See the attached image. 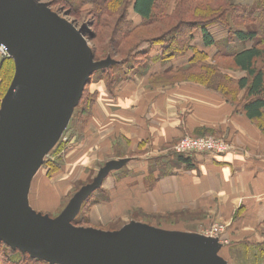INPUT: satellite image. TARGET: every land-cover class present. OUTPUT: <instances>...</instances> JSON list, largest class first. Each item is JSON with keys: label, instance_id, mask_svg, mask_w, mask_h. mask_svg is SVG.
<instances>
[{"label": "crops", "instance_id": "obj_1", "mask_svg": "<svg viewBox=\"0 0 264 264\" xmlns=\"http://www.w3.org/2000/svg\"><path fill=\"white\" fill-rule=\"evenodd\" d=\"M224 33L216 31V38ZM194 35V43L203 49L200 30ZM190 54L158 67L162 62L155 57L109 86L104 81L93 84L98 92L91 117L72 141L75 156L66 164L99 173L108 163H122L95 191L105 198L95 200L90 210L103 223L141 221L132 216L134 210L148 216L172 212L183 215L173 231L204 236L207 228L220 224L231 245H260L264 122L247 116L244 89L227 96L195 83L170 84L158 77L173 72L171 66L185 63ZM186 134L222 137L233 148L224 155L183 157L174 148ZM228 244L222 245L220 254L231 247Z\"/></svg>", "mask_w": 264, "mask_h": 264}, {"label": "water", "instance_id": "obj_2", "mask_svg": "<svg viewBox=\"0 0 264 264\" xmlns=\"http://www.w3.org/2000/svg\"><path fill=\"white\" fill-rule=\"evenodd\" d=\"M0 46L15 63L0 106V241L50 264H228L218 239L130 221L104 230L76 224L108 163L60 215L32 209L30 180L57 142L86 86L111 57L96 60L83 28L42 0H0Z\"/></svg>", "mask_w": 264, "mask_h": 264}, {"label": "rangeland", "instance_id": "obj_3", "mask_svg": "<svg viewBox=\"0 0 264 264\" xmlns=\"http://www.w3.org/2000/svg\"><path fill=\"white\" fill-rule=\"evenodd\" d=\"M42 1L49 3L52 11L57 12L63 17L66 16L67 19H69V21H73L77 27L80 28L82 26H86L91 31L95 29L91 26V24L94 23L95 18H93V13H94V9L97 6L95 3H94L95 5L91 3L92 1L72 0L75 3L74 5H72L74 6V8L67 5L66 6L60 5L58 3L59 0H42ZM109 1L111 2V4L116 6L115 17L122 15L127 7L129 12H127L128 16L126 19L129 18L130 19L129 21L133 24V26L138 27V25L140 24L137 31L135 32V35H133L127 41L126 43L127 45L124 46L125 48H123L122 54L107 55L105 58H103V59H107L108 57H111L113 61V64H111L112 66L110 65L111 67L110 66H109L110 68L108 67L109 69H111V71L107 73L110 75L111 79H117V78L119 79L121 76L125 77L127 74L135 73L137 71L136 69L142 68V63L143 65L145 63H148L150 59L152 58L155 59L157 55L161 57L160 62H162L161 64L157 62L158 63L157 67L159 65L163 66L165 63L175 58V57H172L170 59L165 58L168 56V51L166 52L164 51L163 53L162 46L157 45V41L154 39L159 35L158 31H156L155 28L156 25L146 26L147 24L143 23L139 16L133 15L130 4V1L132 0H109ZM262 1L264 0H215L213 1L212 4L217 3L216 5H223L226 3L230 6V9L232 11L235 12L242 11L244 15L246 14L247 10L250 11V9L255 8ZM177 4L179 5V0H169V12L174 10ZM199 17H205L204 19H213L212 21L216 23H220L224 26L232 27V25H234L231 19L226 20L225 17H219L218 14L212 15L211 12L199 14ZM193 19L195 18L193 17ZM190 20L191 22L195 21L192 20V18L185 19L184 21L190 22ZM111 23L113 25L115 23V19L111 20ZM131 23L130 25H132ZM239 23H240L239 27L246 29L249 27L254 28L258 26L257 23L251 24L250 21L248 20L245 21V19H240ZM214 27H217V25ZM217 28H220V30L223 31H225L226 29L223 28L222 26ZM260 37H263L264 39L263 35ZM220 38L221 37H219V39ZM92 44L94 45L95 42H90V45ZM234 46L238 47V45H234ZM195 49L196 47H194L193 49L192 46L189 49H185L183 51L185 53L190 51L195 52ZM220 55L221 54H217L216 52L214 54V50L211 49L206 59H202L201 56H197L199 58H197L196 61H199L200 59H202V61H200V64L199 63L196 64L198 67H200V69L193 71V74L187 75L183 73L179 74V72H177L180 69L187 67L191 63V62L190 63L186 62L178 65H172L171 67L174 68L172 73L165 75L161 74L158 77L164 82L166 81L164 80L166 78L168 82H171L170 84L178 83V82L195 83L224 95L225 93L226 95L239 93V91H236L235 89L238 88L237 82L242 77V75H244V72L236 67L232 57H226ZM165 59L168 60L165 62ZM196 61L195 63H197ZM151 62H155V61L153 60ZM8 66H11V68L7 69ZM258 66H262V64L258 63ZM5 69L0 73V77H1L0 79H3L4 72L6 71V78H7L5 82H2V84H0V106L2 99L5 96L7 90L9 89L12 79L14 77L15 65L13 60L10 63H6ZM116 70H121V71L116 72ZM101 71L102 70L95 72L94 75L92 76L91 82L87 86V91L89 92V94L92 92L93 93L95 92L97 94L98 89L94 88L93 84L97 83L98 81L99 83L101 81H104V83L107 84V81L109 80V78L107 80V77L109 76L105 75L107 77L104 80H101L100 79ZM73 114L70 120L68 121V123L66 124L65 128L61 132L55 145L52 148H50L46 154H44L42 158L43 163L40 165L38 170L31 178L29 190L27 193V200L32 209L42 214L50 215L52 217H56L60 215V213L69 203L70 199L75 195V193L83 185L91 183L94 177H96V175L98 174L96 171L95 172L90 171L88 167L83 168L82 165L75 164L71 167V165L66 164L67 159L70 160L72 156L73 157L75 156V151L74 149H72V141H75V139L82 133L81 129L79 128L81 124L80 125L75 124L77 118L76 115H78V113H76L75 116ZM186 135H191V134H186ZM205 136H213V135H205ZM103 198H105V196L104 194H102L101 191L93 193L83 203L79 214L80 215L79 218L82 217V219L78 220L79 221L78 223L80 224L77 223L76 224L79 226L101 228L104 230L120 229L124 225L128 224L129 221H124V219L123 220L116 219L105 223L101 222V220L95 219V217L91 214V210H90L91 204L95 200H102ZM134 211L135 212L132 216H136L135 217L136 219L141 220L137 222L149 221L150 222L149 224H151L152 226L166 230H171V231L175 229V224H177L183 216V215L180 216L178 213H172V212L166 213L165 215L153 214L148 216V215H143V212L140 213L139 210H134ZM131 220L136 221L135 219H131ZM207 230L208 228L205 230V232ZM227 241L228 243H230V245L232 244L228 238ZM228 243L227 245H229ZM221 255L222 253L220 254V256ZM221 257H223L228 262V264H264V254L262 255L261 253L258 254L256 246L251 244L242 245V246L233 244L229 249L226 250V252Z\"/></svg>", "mask_w": 264, "mask_h": 264}, {"label": "trees", "instance_id": "obj_4", "mask_svg": "<svg viewBox=\"0 0 264 264\" xmlns=\"http://www.w3.org/2000/svg\"><path fill=\"white\" fill-rule=\"evenodd\" d=\"M90 1L97 6L93 13V18H95L94 23L91 24L95 29L91 31L86 26L80 28H83L85 36L89 39V42H95L91 47L96 60H101L107 55L122 54V50L125 48L124 46L127 45V41L135 35L140 24L138 27L133 26L129 21L130 19H126L128 16L127 12H129L127 7L122 15L115 17L116 6L111 4L109 0ZM213 1L215 0H179V5H181L179 6L177 4L176 8L171 12H169V0H132L130 1V4L132 13L138 15L142 22L147 24L146 26L156 25L155 28L159 35L154 39L157 41V45L162 46L163 53L164 51H168V56L165 58L170 59L172 57L176 58L187 55L189 52L185 53L183 50L189 49L192 46L193 49L196 47L195 52L190 51L192 55L190 54L188 58L186 57V62L191 63L187 67L177 71L179 74L183 73L190 75L193 74V71L200 69L196 64H200L202 59L208 57L207 55L209 52L206 49L209 48L214 50V54L216 52L217 54H221L220 56L232 57L236 67L246 72V76L238 80V88L235 89L236 91L244 89L246 92V102L244 105L245 112L250 119L264 121V39L263 37H260L262 35L264 36V1L260 2L255 8L250 9V11L245 10L246 14L244 15L242 11H232L230 6L226 3L223 5H216L217 3L212 4ZM58 3L73 8L74 6L72 5L75 4L72 0H59ZM206 12H211L212 15L218 14L219 17H225L226 20L231 19L234 25H232V27L224 26L212 21L213 19L199 17V14H204ZM193 17L195 19H193ZM188 18H192V20L195 21H184ZM114 19L115 23L112 25L111 20ZM240 19H245V21L248 20L251 24L257 23L258 26L254 28L249 27L247 29L241 28L239 27ZM129 22L132 25H130ZM216 25L217 27L222 26L223 28H226L225 31L220 30V28L217 27L213 28ZM196 30H200L202 45L204 47L203 49L198 48L194 43V40L196 39L194 32ZM216 31L225 32V37L217 39L215 34ZM234 45H238V47H235ZM197 56H201L202 59L196 61V59L199 58ZM156 57L159 56L157 55ZM159 58L161 59V57ZM168 59H165V62ZM12 60L13 59L8 57L2 59L0 73L4 71L6 63H10ZM195 61L197 63H195ZM258 63H261L262 66H258ZM10 68L11 66H8L7 69ZM109 68L102 70L100 74L101 80H104L109 76L107 77V80L109 78L107 86L113 84L114 80L117 81V79H111L110 75L107 74L111 71ZM170 72H168V74H170ZM6 79L5 71L3 79H0V84L5 82ZM87 86L83 97L73 114L75 116V114L78 113V115H76L77 118L75 124H81L79 127L81 132L91 117L94 101L97 98L95 92L89 94ZM233 95L235 94H228L227 96ZM261 129L264 132V125H261ZM80 219H82V217L76 219L77 224H80L78 223V220ZM256 249L258 254H264V243L263 245H257ZM0 264L50 263L32 258L29 253H24L17 248L14 249L7 243L0 241Z\"/></svg>", "mask_w": 264, "mask_h": 264}, {"label": "built area", "instance_id": "obj_5", "mask_svg": "<svg viewBox=\"0 0 264 264\" xmlns=\"http://www.w3.org/2000/svg\"><path fill=\"white\" fill-rule=\"evenodd\" d=\"M0 57H8L7 49L3 46H0ZM231 148L232 145L222 137L186 135L179 139L174 150L183 157H191L195 154L224 155ZM224 228V225L214 224L205 232L204 236L216 238L222 245H227L228 241L223 234Z\"/></svg>", "mask_w": 264, "mask_h": 264}]
</instances>
